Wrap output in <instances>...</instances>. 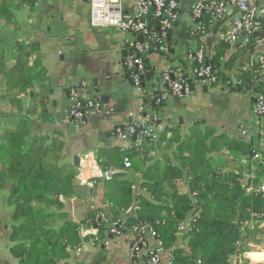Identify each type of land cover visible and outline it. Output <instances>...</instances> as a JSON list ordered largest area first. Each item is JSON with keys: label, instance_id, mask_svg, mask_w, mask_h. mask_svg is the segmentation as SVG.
Instances as JSON below:
<instances>
[{"label": "trees", "instance_id": "16d2710c", "mask_svg": "<svg viewBox=\"0 0 264 264\" xmlns=\"http://www.w3.org/2000/svg\"><path fill=\"white\" fill-rule=\"evenodd\" d=\"M36 4L37 0H0V188L8 193L13 208L10 251L19 263L60 264L86 241L96 243L95 239H102L105 233L113 238L100 215L107 211L109 221H118L133 204L139 210L136 216L127 217L126 225L151 227L165 250L171 252L170 264H234V258L250 251L248 244L260 243L259 238L264 237V230H260L264 195L248 194L246 189L264 181V151L203 122L193 124L186 135L180 126L169 127L157 139L141 136L131 146L121 148L122 161L112 167L116 173L105 182L108 208L91 211L79 223L66 222L67 214L56 196L75 195L79 171L73 164L62 163V132L51 134L37 127V123H54L48 110L54 89L42 63L40 44L14 39L20 32L16 13L25 8L32 13ZM199 21L202 28L194 37L198 41L209 34L216 20L206 14ZM151 26L159 36V21H151ZM171 44L170 33L166 44L150 48L151 55L166 57L164 49ZM254 47L255 42H250L228 56L230 46L220 40L214 56L208 59L217 78L211 87L258 90L254 77L262 64L249 61L234 77L222 71H232L239 53ZM146 67L142 89L154 74L149 60ZM195 67L192 64L191 68ZM124 69L131 82L130 71ZM187 77L186 84L193 91L196 83ZM159 99L156 94L152 100L156 111L163 107ZM224 152L227 159L221 156ZM124 158H129L132 171L141 173L140 187L145 194L136 199ZM242 158L246 166L228 161ZM98 162L103 171L112 169ZM246 168L254 175L251 179L244 177ZM186 222L189 226L180 237L179 228ZM83 226L96 234L82 238ZM0 264H4L1 259Z\"/></svg>", "mask_w": 264, "mask_h": 264}, {"label": "crops", "instance_id": "0c3cea01", "mask_svg": "<svg viewBox=\"0 0 264 264\" xmlns=\"http://www.w3.org/2000/svg\"><path fill=\"white\" fill-rule=\"evenodd\" d=\"M193 0H180L179 18L171 30L173 39L171 56L159 54L149 57L153 68V77L145 84L144 89L135 88L127 80L124 69L126 49L125 35L109 28H95L91 24V11L88 0H37L35 11L22 9L16 13L20 32L14 39L36 41L40 44L43 66L46 68L54 94L48 102V110L54 117V123H37L39 130L53 134L61 131L65 143L62 163L73 164L79 158V175L82 186H88L90 192L86 198L75 195L71 198L61 197L62 211L71 222L85 220L92 208L107 209V189L105 182L96 170L98 160L114 168L122 161L121 148L131 146L135 138L123 139L116 135L117 127L132 122L148 120L156 115V136L169 127L180 126L186 135L193 124L203 122L206 126L234 137L255 148L259 147L260 132L263 123L258 122L252 113V99L248 92L231 89L208 87L200 83L193 86V92L184 98H175L166 92L162 83V74L176 65L189 70L186 60L188 52L203 48L209 58L214 56L215 47L229 29L232 17L238 15L236 8L229 9L225 18L217 20L209 34L200 41L195 39L197 22L191 13ZM134 0H119L125 8H130ZM253 4V0H250ZM264 4V0L257 1ZM255 37H264V31L256 32ZM201 43V46H200ZM228 56L240 50L244 44H228ZM239 59L232 71H226L230 77L239 73L242 66L249 61L256 62L264 56V42L257 45ZM79 82H85V88H79L78 94L86 98L88 94H99L103 97V108L100 112L89 114L85 124L74 128L68 120V90ZM166 96L160 111L154 110V96ZM245 131V135H243ZM138 138L137 141H139ZM140 144V143H138ZM227 159V153L221 154ZM234 166H246L245 158L238 162L228 160ZM75 166V165H74ZM81 171H85L81 174ZM128 178L134 183V198L145 194L141 189V173L130 170ZM75 182V181H74ZM75 189V185H74ZM150 198L148 195H146ZM0 194V198H1ZM7 197V196H5ZM6 210H2L0 201V259L4 264H20L10 249V233L13 208L6 198ZM134 206L131 205L127 210ZM125 216V214H123ZM66 219V220H67ZM67 222V221H66ZM260 230H264L262 225ZM96 234L87 226L81 230L82 238ZM133 237L130 234L110 238L105 233L96 243L86 241L82 247L70 252V257L59 261L60 264H136L131 250ZM260 243H251L245 255L234 258V264H264V237ZM150 239V243H154ZM155 244V243H154ZM161 264H170L164 260Z\"/></svg>", "mask_w": 264, "mask_h": 264}, {"label": "built area", "instance_id": "2783aa9c", "mask_svg": "<svg viewBox=\"0 0 264 264\" xmlns=\"http://www.w3.org/2000/svg\"><path fill=\"white\" fill-rule=\"evenodd\" d=\"M91 11V24L95 28H109L125 35L124 46L126 56L124 67L130 71V80L135 88L142 89L141 80L147 72V60L151 56L150 48L158 43H165L171 30L176 25L179 18L180 0H134L130 8H125L119 4V0H88ZM259 0H193L191 13L197 22V28L200 30L201 20L204 15L209 14L215 20L225 18L229 9L236 8L238 15L232 17L228 31L222 37L226 44L242 43L244 45L255 42V48L264 42V37H255L256 32L264 31V4H257ZM159 21V36L154 34L155 30L151 26V21ZM140 37L144 40L141 41ZM170 46H166L164 51L166 58L171 56ZM208 55L203 48L188 52L186 60L189 62V70L184 69L182 65H175L173 69H168L162 74V83L166 87L167 94L175 98H184L193 91L186 84L184 77L191 78L195 83L211 87L217 81L214 76L216 69L208 63ZM262 64L261 69L255 74L254 83L258 90H250L248 93L252 99V113L255 119L263 123L260 132L261 140L257 149L264 151V56L256 60ZM196 65L194 69L192 64ZM85 88V82H79L76 86L70 88L68 93L69 110L68 120L74 128L82 127L89 114L100 112L103 108V97L99 94H88L86 98H81L78 94L79 88ZM166 96H160V101H164ZM82 101L84 104H82ZM158 118L150 117L147 121L132 122L117 127L115 133L123 139L138 140L141 136H152L157 139L155 124ZM139 131V133H137ZM243 131V135H245ZM124 169L131 170L129 158L123 159ZM100 173V178L104 181H110L116 170L108 169L103 171L100 166L95 167ZM244 172L245 179H251L252 171L247 169ZM85 171H81L83 174ZM248 194L256 193L264 195V181L259 186L249 185L246 189ZM108 208V206H107ZM94 211L95 208H92ZM139 207L134 206L125 211L123 218L118 221H109L108 212L100 215L101 221L106 222L109 233L113 238H118L125 234L133 237L131 250L136 264H161L164 260L171 262L173 256L163 247L157 239L156 232L147 225L133 226L129 228L126 225L128 216H136ZM189 222L182 225L179 230L180 237L186 231ZM124 231H128L124 233ZM94 232H97L94 230ZM150 239L155 241L150 243Z\"/></svg>", "mask_w": 264, "mask_h": 264}, {"label": "water", "instance_id": "95a60500", "mask_svg": "<svg viewBox=\"0 0 264 264\" xmlns=\"http://www.w3.org/2000/svg\"><path fill=\"white\" fill-rule=\"evenodd\" d=\"M74 165H75V167L79 168L80 164H79V158L78 157L75 158ZM74 185H75V191H76L77 195L79 197L85 199L87 194L90 192V188L88 186H82L80 179L75 180ZM56 200H57V202H60L61 196L57 195ZM58 209L61 210L60 207ZM66 221L71 222V219L68 218Z\"/></svg>", "mask_w": 264, "mask_h": 264}, {"label": "rangeland", "instance_id": "374dc122", "mask_svg": "<svg viewBox=\"0 0 264 264\" xmlns=\"http://www.w3.org/2000/svg\"><path fill=\"white\" fill-rule=\"evenodd\" d=\"M2 36L3 37H6L5 34H3ZM0 194L2 196L0 198L1 205H2V210L5 211L6 210V206H7V204H6V198L8 197V193L0 188ZM5 196H7V197H5Z\"/></svg>", "mask_w": 264, "mask_h": 264}]
</instances>
